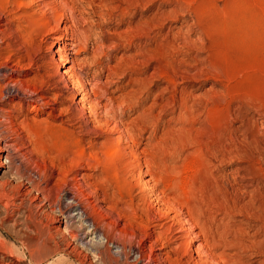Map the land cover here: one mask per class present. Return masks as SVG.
<instances>
[{
  "label": "rangeland",
  "instance_id": "1",
  "mask_svg": "<svg viewBox=\"0 0 264 264\" xmlns=\"http://www.w3.org/2000/svg\"><path fill=\"white\" fill-rule=\"evenodd\" d=\"M72 1L65 7L58 4L61 0L54 1L53 7L64 22L59 30V22L51 18L54 32L48 35L34 29L51 0L41 5L34 0H9L6 10L0 8V88L11 81L42 87L36 60L41 57L51 63L54 52L65 46L53 44L63 35L71 39L72 33H64L65 28L73 29V24L80 31L91 28L90 38L99 42L98 47L105 46L101 48L105 58L101 57L102 66L97 69L83 70L87 76L81 71L82 80L92 85L94 81L105 83L109 75L108 83H116L115 88L130 83L126 94L117 93L116 97L132 100L135 91L138 103L147 87L149 129L141 133L142 118L133 114L139 105H128V125L130 121L129 126L135 125L131 127L136 129L138 146L133 149L123 141L120 152L113 148L87 150V157L98 156L99 162L82 169L81 151L64 144V135L72 131L65 123L66 114H61L68 106L54 105L53 111L36 97L21 95L0 104L12 112L19 127V136L6 134L16 137L20 150L10 152L21 172L17 183L38 192L45 202L43 210L41 204L29 202L21 211L9 206L10 217L0 208V250L8 252L17 264H77L72 258L53 256L55 241L61 247L72 243L81 258L92 264H134L133 253L128 252L131 258L127 263L114 257L111 243H120L140 247L146 257L155 255L158 260L153 264H167L163 248L173 236L184 237L171 242L173 252L179 244L189 247L192 224L202 226L207 220L217 231L233 229L229 233L236 236L233 241L242 249L244 262L264 264V0ZM91 56L87 52L78 58H88L91 64ZM57 69L54 86L68 97L72 86L63 76L65 69L60 64ZM55 93L43 95L53 100ZM81 110L75 104L70 111L81 124L89 123V114ZM120 136L114 133L110 137L115 141ZM145 162L156 165L146 167ZM145 167L154 174L153 167L160 168L155 175L160 177L143 175ZM3 170L0 167V177ZM213 183L215 192L208 189ZM147 184L154 189L153 195L145 192ZM75 186L93 208L85 199L81 205L75 201L80 196ZM81 210L89 217L83 228L78 215ZM94 226L109 242L96 254L91 252ZM203 245L202 241L192 244L190 255L198 261L197 251ZM204 252L203 248L200 255ZM181 256L173 253L174 260Z\"/></svg>",
  "mask_w": 264,
  "mask_h": 264
},
{
  "label": "bare ground",
  "instance_id": "2",
  "mask_svg": "<svg viewBox=\"0 0 264 264\" xmlns=\"http://www.w3.org/2000/svg\"><path fill=\"white\" fill-rule=\"evenodd\" d=\"M1 1L3 2L4 5H2V3L0 2V8L6 10L7 6H9V4H10V2L8 3L9 0L5 1V2L3 0H1ZM35 1H36V3L41 5V3H45L47 0H34V2ZM51 1H52L51 4L46 5V8L48 9L47 12H44L43 15L35 21V23L37 25V26L35 25L36 26V28L34 29L35 32L37 30L40 33L45 32L47 35L54 32V28H53V30L50 29L51 24H52L51 18H54V21L59 22L57 28L59 30L61 29L60 27L64 21L60 19L61 16H59L58 8L53 7L55 0H51ZM71 1L61 0V3H58V4L63 5L65 7V5L69 4ZM72 2H73L72 4L76 3V2H74V0ZM5 3H6V5H5ZM91 3H92V1H91ZM21 6H22V3H21ZM71 9L74 10V7H72ZM66 10L67 9L64 8L63 11L66 12ZM22 16H24V15H22ZM67 16H69V15H67ZM59 19L61 21H59ZM70 19H72V17ZM70 19H66V21L68 22V21H70ZM72 22H73V20H72ZM13 23H14V21H13ZM20 23H19V25H20ZM22 24H23V22H22ZM3 25H5V24H2V26ZM9 25L11 26V24H9ZM73 27L75 29L74 28L72 29L71 27H69V28H65L63 30L64 33H67V34L70 32L72 33L70 40L66 39V37L62 34L63 36L58 39L59 42H55L53 44V46L57 45L58 47L60 45H63V44H65V46H64V48H58L54 52V54H53L54 57L52 58L51 63L43 62V58H41V57H39V59L36 60V64L39 65L36 68V72L38 73L37 75H39L38 77H40L42 79V87H40V88H38L36 86L31 87V86H28V84H24L21 82L20 83L19 82H12V81L8 82L7 85L5 84L6 85L5 87L0 88V104L6 103L7 100L12 99V97L15 95H21V96H24L27 98H32V99H34L36 97L37 100L41 101L43 107L48 108V109L53 110V111H56L53 107L54 105L68 106V109H66V112L69 114L67 115V113L64 112V110L61 111V114H63V115L66 114L65 115V118H66L65 123L69 125V127L72 129V131L67 132V134L64 135V144L69 149H73V150L79 149L81 151L79 168L83 169L84 166L90 167L91 162H96V163L99 162L98 156L90 155L87 157V154H86V152H88L87 150L98 148V149L102 150V152H104V151H107V150L113 148V149H116L117 151L120 152V149L123 145L122 144L123 141L126 142V144L133 149L135 148V146H138L135 144L136 143L135 141L137 140V139H135V134H134L136 129L134 128V130H133V127H131L132 125H134V123H132L131 126H129L131 121L128 125V120H130V115L126 114L128 111V110H126V108L128 107V105H131V104L132 105H139V107L135 106L136 108L133 110V112H134L133 114H135L137 116L136 117L137 119L140 117L142 118L143 126L141 128V133L144 134L145 132H148V129H149L150 111H151L150 107L151 106L149 107V105H148V101L150 99V92H149L147 87L144 88V90L142 92V99L140 98L139 99L140 102L138 103V100H137L138 98H136V92L135 91L131 93V94L134 93L132 95V100L129 99L130 98L129 96H126L125 98H121L123 96L116 97L117 93H121L122 95H124V93L126 94L125 91L128 89L130 83H129V85L128 84L126 85L123 83V84H121V86L119 84L115 88L114 86L116 85V83L110 84V81L108 83V79L110 78L109 75L106 76L105 83H103V82L101 83L100 81L99 82L94 81L95 83L93 82L94 83L93 85L90 83H88V84L84 83L81 76L83 77V75H85L86 72L84 73L83 70H85L86 68H87V70L89 68H90V70H92V69L95 70L98 67L102 66V63H101L102 58L101 57H104L103 55H104L105 49H101V48H104L105 46L102 45V47H98L99 42L97 40L96 41L91 40V38H90L91 28L88 31L85 29L80 31L76 28V26L74 24H73ZM0 33H2L1 30H0ZM36 33L38 34V32H36ZM103 40L104 39L100 40V43H102L101 41H103ZM90 43H93V45L90 46L89 45ZM40 46H42V43L40 44ZM90 47L92 49L91 51H90ZM38 48H39V45H38ZM87 52H89L92 55L90 58L91 60H89L92 62L91 64L87 63L88 58H87V60H84V61L83 60L81 61L78 58V56L80 54L87 53ZM55 55H58V59L55 58ZM73 55H76V57H71ZM84 59H86V58H84ZM33 64H35V63H33ZM59 64H60L61 68L65 69L63 72L64 78L66 80H68L70 86H72V89L70 88L72 91L71 92L72 94L68 97L65 96L66 94L64 95L62 93V90L59 87L54 86V82H55L54 78L56 77V75L59 72V71H57L59 69V68L57 69ZM67 64H71V68H67V66H68ZM32 66H35V65H32ZM7 68H6V70H7ZM104 68L109 69L107 65H105ZM113 69H115V68H113ZM87 70H85V71H87ZM81 71H83V73H84L83 75L80 74ZM115 73H116V71H115ZM102 74H103V72H101V75ZM89 75H90V73H89ZM86 76H87V74H86ZM93 76H95V74ZM4 77H5V75H4ZM96 77H98V76H96ZM92 79H93V77H92ZM111 80H112V78H111ZM44 86H47V87L49 86V88L45 89ZM51 91L57 92V94L55 93L56 95H54L53 100H52V98H47L43 95V93H49ZM79 96H80V100L77 102V99L79 98ZM91 100H93L92 103L90 102ZM103 101H106V102L103 103ZM128 102L130 104H128ZM75 104L78 105L79 107L81 106L84 113L89 114V121H88L89 123H86V124L82 123L81 124V122H83V121H80L76 118V115L73 114L74 111L73 112L70 111L72 109L73 105H75ZM88 105H90V106H88ZM132 108H133V106H132ZM67 110L70 112H68ZM14 119L15 118H13L12 112L10 110H7V109L0 107V167L4 168V170L2 171V176L0 177V208L6 210V216H8V217H10L9 215H11V214H9L10 211L7 210L9 208V206H10V208L12 207L14 209H17L18 211H21V209L24 208L26 203L29 202L31 205L32 204H41L40 208L42 210L45 208V202L39 196L38 192H37V194H35L34 190L30 189L29 186L28 187H25V186L22 187V184L17 183L21 179V177H20L21 172L19 170L20 168L18 169L17 166L15 165L14 158L11 156L10 152L13 150H16L17 153L18 152L20 153V150H17V147H16V143H15L16 137H15V139H13L12 137H8L6 135V134L11 133L10 136H13V137L19 136V127H18V124L15 122ZM91 127H93L92 130H90ZM134 127H135V125H134ZM114 133L121 134V136L119 138H116L115 141H113L112 140L113 138L110 137L111 134H114ZM98 138H102L103 140L98 141ZM146 140L148 141L150 139L146 138ZM82 145L85 147L87 146V147L82 148ZM4 151L7 153L6 156L3 155ZM112 156H114V155H112ZM148 156H150V155H148ZM153 156H154V153H153ZM145 164H146V167H148V165L149 166L150 165L153 166L154 164L156 165V163L148 164L146 162H145ZM153 168H154V172L156 170L157 173L154 174L152 172L153 170L151 171V169L146 168L147 169L146 172H144L142 174L147 175V176H152L155 178L160 177V176H155V175H159L158 169H159V171L161 169L158 167H157V169L155 167H153ZM163 173H164V171H163ZM166 174H168V172H166ZM148 184L146 185L144 190H145V192L151 193L153 195L154 189H151V187H149ZM214 186H215L214 183H213V185L211 184L210 188H208L209 191H214L216 188V186L215 187ZM75 188L77 189V192L79 193L78 195H80L79 197L74 198L75 201H78V202L80 201L79 205H81L82 203H84L81 201L85 199L87 206L90 208L92 206V203L88 200V198H86V195H84V192L79 188V186H75ZM162 194H163V192H162ZM174 194H175V192H174ZM211 196H212V194H211ZM224 197H226V196H224ZM166 198H167V196H166ZM227 200L228 199H226V201ZM158 201L162 202V200H159V197H158ZM181 205H183V204H181ZM188 205L189 204H187V207H188ZM198 205H196V206L199 207ZM210 205H212V204H210ZM226 205H227V203H226ZM69 206H71V205H69ZM184 207H186V206H184ZM91 208H93V207H91ZM184 209L186 211V208H184ZM184 209H182V210H184ZM182 210H181V214L183 215ZM189 210H191V209H189ZM178 213H180V211ZM190 214H192V213H190ZM78 215H80V227H82L84 225V223L85 224L87 223V221L89 220V217L85 214L84 210H81L78 213ZM166 216H168V214ZM189 217H190L189 222H193L194 217L192 218V215H189ZM199 217H202V216H199ZM204 217H206V215ZM175 219L176 218H174V219L172 218L171 221H173ZM198 220H200V219H198ZM203 220H204V218H203ZM176 221H178V220H176ZM176 221H174V222H176ZM200 224L201 223H199V225H196V223H195V225L192 224V226H193V228L191 230L192 242L190 243L189 247L185 248L183 244H179V246L173 252V250L170 246L171 242H173V240L175 242H179L181 240H184V237H182V236L181 237L173 236L172 240H170L167 243V245L163 248L164 250H166V256L167 257L164 259V261L167 264H191V263H193V264H214V263H216V264H247L246 261L245 262L243 261L244 258L241 255L240 250H242V249L238 245H236L235 242L233 241V240H235L234 238L236 236H233L232 233H229L230 231L234 232V231H232L233 229L230 230L229 232L227 230L228 233L227 232H220L219 229L217 231V229H215L212 225H210L207 220H205V222H203L202 226H200ZM159 226H161L163 228L162 225H159ZM96 229L97 228H95V226H94V230L91 232V235L95 236L91 240V244L93 245V248H91V252L94 254H96V252L100 253V250L109 244L108 239L105 236L99 234ZM195 231H198V233H196ZM121 232H123V231H121ZM232 237H233V239H232ZM122 238H123V236H122ZM53 239L54 238L51 236V240H53ZM63 240H64V242L67 241V237L64 236ZM199 241H202L204 243V245L201 247L200 250L197 251L198 257L200 258V260L198 261V260L194 259V256L190 255L193 252L192 253H190V252L192 249V244L199 242ZM25 243L26 242H24V244ZM53 244H54V246L51 248L53 256L61 255V256L68 257V258H72L74 260V262H76L77 264H92V263H89V261H87V259L81 258V253H79L78 249L75 246H73L72 243H66L62 247L58 242L54 241ZM1 245H2V243H1ZM111 245L114 247V250H115L114 251V257H117L116 259H118V261H125L127 263L128 259H130L131 257H135L134 264H141V263L153 264V262L158 260L155 257V255H153V254L149 257H146V254L144 253V251L140 247H133V246H130L129 244L124 245V244H120V243L119 244L111 243ZM28 246H29V244H28ZM203 248H204L205 252H204V255L201 256L200 252H201V250H203ZM220 251H222V252L217 254ZM229 251H235V254H228L227 252H229ZM128 252L133 253L134 256L131 255V257H129L130 254H128ZM175 252L177 254L182 253V256L180 259L179 258H176L175 260L173 259V253H175ZM97 256H98V254H97ZM256 257H253V258H256ZM203 258H204V261L202 260ZM99 259L101 260L100 257H99ZM186 260H190V261L187 262ZM101 262L104 263L103 260H101ZM0 264H17V263L15 262L14 258L8 254V252H4L3 250L2 251L0 250Z\"/></svg>",
  "mask_w": 264,
  "mask_h": 264
}]
</instances>
